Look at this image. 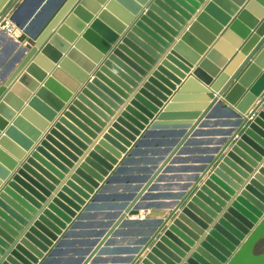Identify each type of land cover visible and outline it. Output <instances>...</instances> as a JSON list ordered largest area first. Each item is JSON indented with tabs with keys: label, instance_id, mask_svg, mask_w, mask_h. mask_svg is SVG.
<instances>
[{
	"label": "water",
	"instance_id": "water-1",
	"mask_svg": "<svg viewBox=\"0 0 264 264\" xmlns=\"http://www.w3.org/2000/svg\"><path fill=\"white\" fill-rule=\"evenodd\" d=\"M9 15L23 33L0 31L14 45L0 70V264H47L97 210L115 214L78 264H264V0H0V24ZM79 102L105 121L104 104H122L111 125L123 146L96 145ZM217 125L167 215L124 244L172 164ZM163 135L174 140L149 173L102 201Z\"/></svg>",
	"mask_w": 264,
	"mask_h": 264
},
{
	"label": "crops",
	"instance_id": "crops-1",
	"mask_svg": "<svg viewBox=\"0 0 264 264\" xmlns=\"http://www.w3.org/2000/svg\"><path fill=\"white\" fill-rule=\"evenodd\" d=\"M181 17L185 23L187 22V25H186L187 27L191 21L190 20L187 21V19H185L184 16H181ZM193 18L194 16L190 17L191 20H193ZM14 28L15 29L13 30V32L18 34L19 29L16 27V25ZM164 31L165 33H168L166 29ZM19 36H21V34ZM174 37L175 39L178 38L176 36ZM10 50H11L10 44H7L6 46H2V45L0 46V69L1 68L3 69V67L6 65L7 59H8L7 56ZM117 68L116 69L120 72V74L124 76V79L126 77L128 78V80L130 79L132 80V82H135L134 79H132V77L126 71L121 70V68L118 66ZM93 78L94 76L91 75V80H89V82L93 81L92 80ZM114 94L119 98V100H122V98H120L116 93ZM98 101H100V103H103L100 99H98ZM79 105L85 108V110H87L91 114V115H88L79 106L72 105L74 109H76L79 112L82 119L90 123L89 125L91 127L84 122L82 123L91 132V134L93 132L95 133V135H98V136L102 135L99 138V141L96 143V145H99L101 141H105L104 136L108 135L110 136L112 140L110 141L107 140L105 142L107 143L109 147L111 146L113 150L118 149V146L116 144L123 146V141H121L120 138H122L123 140H126V139H124L111 125L112 120L114 119L115 116H120L122 112H125V109H123L124 106L122 104L117 103L116 105H118L119 108L116 110L104 104V106L107 107V109H110L111 112L113 113V115H110L109 113L106 112L108 115L107 114L105 115L108 121L107 120L105 121L104 119L100 118L94 111H91L84 104L79 102ZM225 115H226V111H224V109H221L218 112V116L220 117V119H226ZM77 116L80 117L79 115ZM96 120L100 121L101 125L98 122H96ZM49 129L50 128H48L47 131L45 130L42 134L48 133ZM219 129H222L221 125L212 127L210 129L211 132L207 136L206 135L203 136L201 142H198L200 140H197V141L195 140L194 143H192V145H190L187 148V151L184 153V155H182V158L176 165V168L172 170L173 172L169 173L168 177L160 183L161 185L158 188L159 190L155 192L156 196L149 199L150 201H148V203L150 202L151 206L149 208L146 207L145 210H140V214L144 217L141 220L146 222V219L147 218L149 219L146 222L147 223L146 226H142L139 224L130 225L128 229L122 232L120 238L118 239H121L124 242V244L126 242L128 243L132 242L133 239L138 238L142 235L141 231H144V230L146 231V228L148 229V226H150L151 224L150 223L151 220L156 219V218H162V217H165V215H167L169 211L168 208L166 207L163 208L162 206L165 204H168V202L170 201H173L175 196L181 191V189H183L182 187L187 182H189L191 176L195 174V166L200 164V162H202V159L205 157V154H206L205 153L206 149L210 147L207 144L208 139L210 140L211 137H214V139L216 140L218 136H214L213 130L218 131ZM82 130L85 133H87L84 129ZM96 130H98L99 134L96 132ZM163 136L156 137L157 141L156 143H154V145H149V146L142 148L140 153L137 156H135L133 162L127 165L124 172L119 175L117 181L115 182V184H113V187H111L110 191H108L104 195L102 201H105L107 203H111V201H120L121 199H123L124 196L128 195L129 191H131L130 185L137 184L144 178L146 169L150 168L151 166L157 163L158 159H160L162 156L163 150L167 147V145L166 146L161 145V143H163L164 140L166 139V137L165 136L163 137ZM91 140H94V139H91ZM93 151H94V147L91 150V152ZM121 154L123 156V153ZM84 162L85 161H83V163ZM71 182L74 184L73 181ZM63 212L65 213V211ZM111 212L112 211L106 212V211L97 210L95 212H91L87 214L84 217V219H82L81 222L78 224V227L73 230L72 235L68 237L67 239H65L64 244L59 249V252L55 254L47 264H78L79 259H81L84 253L91 247L93 239L96 236V233L99 232L105 226V223L111 219L110 218L112 217ZM104 258L106 260L102 259L96 264H118L119 263L117 259L118 257L115 255L112 258L107 257V256ZM121 258H126V257L122 255Z\"/></svg>",
	"mask_w": 264,
	"mask_h": 264
},
{
	"label": "bare ground",
	"instance_id": "bare-ground-1",
	"mask_svg": "<svg viewBox=\"0 0 264 264\" xmlns=\"http://www.w3.org/2000/svg\"><path fill=\"white\" fill-rule=\"evenodd\" d=\"M11 16L12 15H9V16H6V18H5V20H4V22L2 23V24H0V31H2L4 34H6L8 37H10V38H12L13 40H17L18 38H19V35L20 34H22L23 33V31L17 26V24H15V22L13 21V19L11 18ZM15 25H16V27L19 29V33L18 34H16L15 32H13V30L15 29L14 27H15ZM11 29H13L12 31H10ZM10 31V32H9ZM7 44H10L11 45V50H10V53H9V56H8V59H7V61H9L10 60V56H11V53H12V51L14 50V45L13 44H11L10 42H8V41H6L5 40V43H3L2 44V46H6ZM4 68V67H3ZM7 69H8V67H7ZM0 70H3L2 68L0 69ZM221 109H217V111H215V113L216 114H218V112L220 111ZM165 137H168V136H165ZM220 136H218V138H219ZM217 138V139H218ZM173 138H166L165 140H164V142L165 141H167L168 143V145H167V147H169V144L170 143H172L173 142V140H172ZM216 139V140H217ZM194 141H195V139L192 141V143H194ZM190 145H188L187 147H186V149L184 150V152L183 153H181V156H179L178 158V161H177V163L176 164H174V166H173V164H172V167H173V169L174 168H176V165L178 164V162L180 161V159L182 158V155H184V153L187 151V148L189 147ZM166 149H168V148H165L164 150H163V152H162V156H164L163 154H164V152H165V150ZM161 156V157H162ZM161 159V158H160ZM160 159H158V161L160 160ZM155 165V164H154ZM153 165V166H154ZM153 166H151V167H153ZM150 167V168H151ZM150 168H148V169H150ZM172 169V170H173ZM170 171V172H167L165 175H164V178H163V180H161V182L162 181H164L167 177H168V174L169 173H171V172H173V171ZM149 172H147V170H146V173L144 174V176H146L147 174H148ZM195 173H196V171H195ZM195 174H193L192 176H191V178L194 176ZM161 182H159V184L161 183ZM161 185V184H160ZM156 192V190L154 191V193ZM148 201H150V200H146L145 201V204L143 205L144 207H142V208H140V210H145V208L147 207V208H149L150 206H151V204H150V202L148 203ZM115 214V212L114 211H112L111 212V216H113ZM139 219H143L144 217L139 213V215L137 216ZM110 218H112V217H110ZM151 219V218H150ZM149 219L147 218L146 219V222L148 221ZM151 222H152V220H151ZM148 228H149V226H148ZM146 230H147V228H146ZM142 232V235L144 236V234H145V230L144 231H141ZM54 255H52L51 256V258L53 257ZM104 257V256H103ZM124 259L125 258H123V259H121L120 260V262L118 263V264H121V263H123V261H124ZM99 262V261H98Z\"/></svg>",
	"mask_w": 264,
	"mask_h": 264
},
{
	"label": "rangeland",
	"instance_id": "rangeland-1",
	"mask_svg": "<svg viewBox=\"0 0 264 264\" xmlns=\"http://www.w3.org/2000/svg\"><path fill=\"white\" fill-rule=\"evenodd\" d=\"M12 30H13V29H11L10 31H12ZM10 31H9V32H10ZM9 53H10V52H9ZM4 54H5V53H4ZM8 56H9V54H8ZM8 56H7V57H8ZM3 62H4V61H3ZM188 150H189V149H188ZM126 229H128V228H126ZM126 229H125V230H126Z\"/></svg>",
	"mask_w": 264,
	"mask_h": 264
}]
</instances>
